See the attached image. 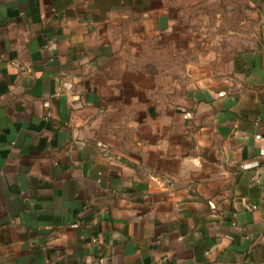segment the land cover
<instances>
[{"label":"crops","instance_id":"0c3cea01","mask_svg":"<svg viewBox=\"0 0 264 264\" xmlns=\"http://www.w3.org/2000/svg\"><path fill=\"white\" fill-rule=\"evenodd\" d=\"M237 1L214 77L181 56L215 0H0V264H264V0Z\"/></svg>","mask_w":264,"mask_h":264},{"label":"rangeland","instance_id":"374dc122","mask_svg":"<svg viewBox=\"0 0 264 264\" xmlns=\"http://www.w3.org/2000/svg\"><path fill=\"white\" fill-rule=\"evenodd\" d=\"M212 5L199 7L190 19L195 43L192 52H183V62H196L197 70H212L213 76H220L222 70L239 49L250 47L254 34L252 12L246 6L242 9L237 0H215Z\"/></svg>","mask_w":264,"mask_h":264},{"label":"built area","instance_id":"2783aa9c","mask_svg":"<svg viewBox=\"0 0 264 264\" xmlns=\"http://www.w3.org/2000/svg\"><path fill=\"white\" fill-rule=\"evenodd\" d=\"M72 227H73V228H78V225H73Z\"/></svg>","mask_w":264,"mask_h":264}]
</instances>
